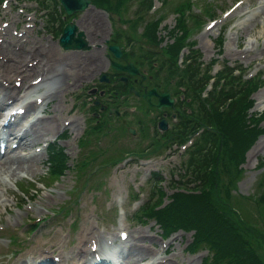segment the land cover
<instances>
[{
	"label": "rangeland",
	"instance_id": "374dc122",
	"mask_svg": "<svg viewBox=\"0 0 264 264\" xmlns=\"http://www.w3.org/2000/svg\"><path fill=\"white\" fill-rule=\"evenodd\" d=\"M186 1L187 0H165L161 3V0H148V6L153 5L155 9L146 13V4L144 2L141 6L143 16L139 17L136 13L132 12L138 0H132L126 5H122L124 9V12L122 11V18L124 20L117 24V28L125 29V34L130 35H128V40L123 37L124 41H121L124 48L126 50L132 48L134 56L144 52L142 60L140 57H138V60H141V66L148 68L149 73L155 69L150 68L151 62L156 60L155 67L158 68L156 80L161 81L160 85L170 88L172 92H174L175 89L174 86H171L173 84L169 82L170 76L167 74V71L162 73V70H164L163 61L167 54V46L174 42V36L179 35V30L176 26L178 16L175 6L186 3ZM191 1V4L188 5V16H186V14L182 15V18L179 20L183 21L188 28L184 41L193 40V42H195V47L201 53L204 63L211 57L216 56L218 49L216 37L219 35L220 29L228 24V30L224 36L223 54L221 56L229 59L227 62L231 65H239L242 63L246 66L247 72L256 71L258 73L261 72V69L264 70V0ZM98 2L102 5L91 2V6L89 5V7L81 13L82 18L80 19V24L83 26L79 28L84 31L87 42L91 47L87 50H78L76 52L74 50L62 49L57 42L56 35L50 34V31L47 29L45 31L41 29L45 27L44 24L46 21L45 17L39 18V13L43 11L40 10L39 7V11L35 14V11L21 12L20 8H18L20 3L18 0H8L6 5L3 6L2 4L0 6V60H5L6 58L4 62L0 63V71L3 70V72L5 71L6 73L12 74L10 76L11 79H13L12 84L14 79H16L15 77H18V73H20L17 72L20 68V64L26 63L28 59H38V64L30 67L31 75L25 82L30 81L36 76V73L45 77L55 73L57 69H65L71 76L69 77L68 75L66 78H50V88L48 91H51L50 95L53 96H51L50 103L46 105L47 107L45 110L47 109L52 111L51 113L57 114L58 118H62L64 123L60 121L56 127H50L49 134L47 133L45 136L35 140L34 143L38 141L39 144H43L48 138L53 137V135L57 133L55 132L56 129L61 126L66 127L67 136L59 142L63 145L64 152L66 151L67 153L66 162L68 164L70 162L72 165V169L67 168L60 180L54 179L52 182H48V185H44L42 182L37 181L46 182L47 179H50L52 176L46 174L49 171L47 170L48 164L46 163L47 155L43 148L40 149L38 155L35 156V161L37 162L35 165V172L28 171L21 166L17 167V163L9 162L4 165L7 157L13 158L14 156L15 159H20L16 156L19 154L17 152L19 150L9 153L5 159L0 162V204H2L0 205L1 248L6 251L5 245H8L6 230H11L12 227H15L16 232L22 231L27 210L31 211L41 220L44 219V217L46 218V221H44L45 223L42 222L39 228L34 231H27L23 239L24 241L28 239V241L24 244L19 254L8 257L9 253H7L0 259V264H18V259H26L29 261L37 259L39 251H44L52 242L60 246L61 253L64 255L65 260H67L72 254L71 250L79 245L77 236L87 223L92 225V231L98 233L100 237L105 235L106 237L112 236L115 238V236L118 235L116 232H119L120 229L126 231L131 230L133 232L142 229L145 233L151 235L153 240L147 239V241L143 242V246H148L152 253L149 250L147 253V255L149 254L148 257L139 261L138 264L151 261L154 256L160 259L165 257L174 259L175 255H172V253H176L177 260L171 261L179 264H182L180 262L182 261L180 259L182 256L187 260L184 261L183 264H199L200 262H202V264L203 262H206V264H216L213 263L212 255L207 253L205 248L193 253H190L186 249L188 241L191 237L193 238V235L198 237L200 229L199 231L190 229L188 232L180 230L172 234L168 239L162 240L156 235L154 228H149L147 224L142 225L133 220H119L122 217V214H119L120 204L123 201H130L133 196H131V194L135 193L137 185L140 186L139 192H143L145 189L146 192L144 193L147 194L150 191L151 185H149L147 181L144 182V180L148 179L152 173H154L152 170L162 169V175H164L165 172L170 173L172 170L183 182L186 180H195L196 184L186 185L187 188H197L196 185L199 184L200 181L196 180V178L201 176V173L191 174L189 177L181 174L184 171L182 168H184L186 164L185 156L179 148L173 149L175 145L171 146L170 149H172V152H170L169 156H164L165 151L161 153L154 151V154L144 160L132 161L131 159L133 158H130V160L127 158L128 160L125 159L114 170L111 169L108 171L107 175L101 177L103 167L97 163V159L101 160L102 164L106 166L110 160L117 157V154H115V151L111 150V148H107L105 143L101 141L100 137L94 131H90L82 141L83 144H86L88 149L81 155V158L85 160H94L93 163L96 164L86 165L82 172L84 178H82V176H76V173L73 171L75 165L72 164V160L80 156L85 150V146H83L82 151L79 150L78 139L84 132V127L88 123L86 117H88L90 113L89 111H83V114L74 113L72 110L67 111L71 104L70 91L78 84L85 85L89 88L91 84L97 82V78L102 72H108L112 67L106 54L107 49L105 43V39L109 36L110 39H113V33L116 32V28L111 24L107 10L108 5H112H106L104 1ZM12 4L16 6L12 7ZM195 15L199 16V19L194 18ZM24 16L25 20L22 25H17L16 22L19 20L23 21ZM28 16H32V19H35L37 22H35L33 27L24 26L25 21H28ZM213 16L217 17L216 21H214L210 27H207L208 22ZM5 22L7 24L3 25ZM124 23L127 27L122 26ZM129 23L132 28L129 27ZM13 29L17 31V34L13 33ZM122 31L124 33V30H121V32ZM20 32H22V35H19ZM145 33L149 35L152 34L154 37L153 41L157 40L156 43L150 42L149 39L145 37ZM141 43L148 47L151 46L150 48L153 49V52H147L143 49L145 48L144 46L140 48L139 46ZM95 44H98V46L95 47ZM37 47L42 50L37 49ZM1 49H3V51ZM41 51L45 53L44 55L48 62L44 61L43 56L37 54ZM73 53H77V56L81 54L84 55L87 62L92 60L88 66H82V71L87 73L78 80L74 77V82L72 81V76L82 72V67L77 68V70L70 67V63L74 61V57L72 56ZM94 54L95 63H93ZM55 55L62 59L60 60L62 63L59 64L64 68L58 67V62L54 60ZM150 57L153 58L152 61ZM167 57H169L168 54ZM128 58L135 59L131 54ZM40 61L43 63L39 64ZM3 77L4 76L0 74L2 84L6 85L8 80L6 78L2 79ZM262 77H264V74L259 78L263 85H256L255 87H259V89L253 95L256 99L254 110H258V112H262L264 108V79L261 80ZM68 80L72 82V86L70 87V85L67 84L64 88V82ZM3 85L0 84V102L5 99L3 97V93L5 92ZM106 85H110L109 81L106 82ZM175 94L178 96L179 93L176 92ZM88 95L90 96V94ZM106 97L107 95L104 96V99ZM131 102L144 109V104L142 105L140 100L133 99ZM2 108L0 109V113L2 112ZM153 111L151 119L146 116V113L149 111L139 116L145 117L144 120L147 119L153 122L157 118V111ZM45 113L46 117H48V113ZM258 116L260 117L261 115ZM111 117V120L117 119L115 125L118 127L122 123L124 127L127 124L138 127L136 124L137 118L134 116L129 115L130 122L128 118L126 120L128 123H126V121L125 123L122 122L121 118L116 115L112 114ZM65 118L71 121L67 122ZM257 125L264 127V118L263 121L257 123ZM116 132L117 142L123 147L122 150L130 148L137 143H141L139 137L134 138L127 134V132H122V130H117ZM172 132L173 129L169 128L165 135H159L156 132L153 137L145 135V138H148L150 141L151 139H159L157 141L161 143L168 135L172 138ZM139 133L141 134V132ZM29 137L31 138V136ZM248 140L243 142L238 156L227 160H225L227 157H225L224 154V146L226 144L223 145V150L220 152L221 158L218 161L217 177L212 179L210 184L204 186V190L206 191L204 196L208 198L211 205L223 211L224 217L228 221L231 220L233 222L234 227L240 233L236 235V240L240 243H246V245L251 248V251L257 254L259 261L264 263V202L259 201L261 196L264 199V134L261 136L259 135L258 140L250 147V150L246 149V161L244 158L236 164L240 154L244 150L243 145L247 143ZM169 142H171V140L165 143L168 144ZM20 144L23 147L27 146L22 143ZM153 144L156 146L158 142L154 141ZM34 145L31 147H34ZM31 147L20 148V150L27 151ZM81 147L82 145H80V148ZM9 166H11V169H7ZM78 166H81V164L78 163L77 167ZM240 168L241 170L239 171ZM150 172L151 175H149ZM6 174L11 177L6 178L10 179V184L2 179L6 177ZM150 178H152V176ZM24 183H26V186H24ZM214 183H216V187H214ZM15 184L30 196V198L25 201V204H22L20 207L17 206L16 200H19L18 197L22 196V191L18 187H15ZM182 184L185 185L184 183ZM158 185L163 192L161 196L158 195L159 200L162 201L161 205L173 200V191L179 189L177 187H180L178 185L168 184L165 180H161ZM192 192L197 193L196 190H192ZM139 195L146 197L143 193ZM60 204L63 207L62 211L53 213V210L57 209ZM28 206L30 208H28ZM131 210L132 207L129 206L127 214H129ZM113 217L116 218V224H112ZM47 231H50V233L45 235ZM55 232L58 234V239L53 241L50 236ZM100 237H97V239ZM147 237L149 236L147 235ZM115 242L119 243V240ZM120 243L122 244L123 242ZM7 251L10 252V245ZM56 253H58V251L51 248L50 258ZM135 255L131 252L126 264H131V260H133Z\"/></svg>",
	"mask_w": 264,
	"mask_h": 264
},
{
	"label": "trees",
	"instance_id": "16d2710c",
	"mask_svg": "<svg viewBox=\"0 0 264 264\" xmlns=\"http://www.w3.org/2000/svg\"><path fill=\"white\" fill-rule=\"evenodd\" d=\"M196 65L193 63L188 64V67L184 70L183 84L185 98L190 97L191 100L188 103L189 105L195 104L198 109L197 114L193 113L192 110L190 117H188L187 112L184 111L182 115L184 117L181 118V122L177 126L187 129L191 126L193 129L199 125V122H202L207 127L194 145L195 149L192 151L191 160L197 171L203 170L201 176L203 183L198 185L199 194L185 193L181 190L174 192L176 198L170 205L172 207L176 200H180L182 208L178 210V213H175L172 209H165V207L163 211L164 209L168 212L171 210L169 213L172 218H177L183 223L194 221L193 226H204L200 228V234L207 235L205 241L210 243V247L214 249L218 261L225 264H260L258 256L250 252L248 245L236 240L237 234L233 228L234 225L223 221V213L216 206L211 205L208 198L202 194L204 191L202 190L203 186L208 184L212 178L213 171L211 168L213 162L219 158L222 146L221 140L226 137L224 153L231 158L232 156H238L243 142L249 139V143H251L257 133L255 131L256 127L249 126L245 118L247 109L251 105L250 94L252 88L248 85L244 88H238L233 83L228 87L224 85L226 91L220 92L216 90V84L213 90L202 98L199 93L209 75L206 74L204 77L197 75L198 68ZM209 128H213V131ZM185 130L183 131L184 134H186ZM219 139L220 145L218 147L217 142ZM196 155H199L198 158H195ZM53 161L60 164L62 162L54 156ZM208 170H211V172H208ZM166 211H164V214L168 213ZM188 218H191V220L188 221ZM196 231H199V228H196ZM261 264L263 263L261 262Z\"/></svg>",
	"mask_w": 264,
	"mask_h": 264
},
{
	"label": "bare ground",
	"instance_id": "6f19581e",
	"mask_svg": "<svg viewBox=\"0 0 264 264\" xmlns=\"http://www.w3.org/2000/svg\"><path fill=\"white\" fill-rule=\"evenodd\" d=\"M13 64H14V62H13ZM14 70H15V68H14ZM6 75L8 77H10L8 75V73H6ZM43 76H44V74H43ZM8 82L9 83L6 86H4V88H3L5 90V92L3 94H4V97H11L13 99L14 97H16L17 91L19 88L12 85L10 83V80ZM30 84H32V83H30ZM1 108L2 107L0 106V109ZM57 117L55 115L51 118L50 117L49 118L37 117V118L30 121V124H29L27 131H23L20 134H17L15 131H13L12 135L14 138H17L18 143H22L23 145L25 144V145L29 146V145L33 144L35 140L45 136L49 132L50 127H55L59 123V120ZM29 136H31V138ZM16 156L19 157V155H16ZM35 156H36V153L34 154L33 157H31V159H24L25 157L20 158V159H15L14 156H13V158L7 157L5 159L4 165L9 163V162L15 163V164L17 163V167L21 166L22 168H25L28 171L35 172L36 171L35 165L37 164V162L35 161V159H36ZM7 169H11V166H9V168L7 167ZM91 234H92V236H95L94 231H91ZM81 239L83 241H86V242H89L91 240V238L89 236H87V232L83 233L81 235ZM133 239L135 241L130 242L129 244L126 245V247L128 248V251H132V254H134V255L139 254V255H137V258L134 259V261H132V264H136L138 260L144 259L147 256L149 249L146 245L143 246V241H146L148 239V237L145 234H137L136 236L133 237ZM136 241H140V242L136 243ZM169 263H170V260H168V259H165V260L160 259L158 261H155V263L152 261L148 264H169Z\"/></svg>",
	"mask_w": 264,
	"mask_h": 264
},
{
	"label": "water",
	"instance_id": "95a60500",
	"mask_svg": "<svg viewBox=\"0 0 264 264\" xmlns=\"http://www.w3.org/2000/svg\"><path fill=\"white\" fill-rule=\"evenodd\" d=\"M88 0H63V3H64V6L65 7H67V6H69V7H72L73 5H75V4H77V3H79L80 4V6H84V4L87 2ZM70 9V8H69ZM72 28H74V25H72V24H68V26L66 27V29L64 30V35L61 37V38H64V37H66V35H68L69 36V34L71 33V31H72ZM65 31H67V32H65ZM76 40V42L74 41V45L75 46H80V45H83V41L82 40H80V39H75ZM110 49L112 50V51H114V53L117 55V56H120V50H119V48L116 46V45H112V46H110ZM116 66L117 67H119L118 66V64H116ZM122 67H125V68H127V69H129L130 71H133L134 69L132 68V66L129 64V65H126V66H122ZM133 69V70H132ZM151 92V91H150ZM150 92H147L146 93V96H148L149 94H150ZM164 95V96H163ZM163 96V97H162ZM165 97V101L163 100V98ZM165 102V103H164ZM169 102H170V100H169V98H168V96L166 95V94H164V93H162V94H160L159 96H158V103H157V105L158 106H161L162 104H169Z\"/></svg>",
	"mask_w": 264,
	"mask_h": 264
}]
</instances>
